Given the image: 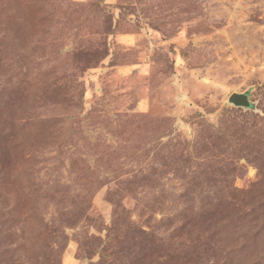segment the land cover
Here are the masks:
<instances>
[{
    "label": "rangeland",
    "instance_id": "1",
    "mask_svg": "<svg viewBox=\"0 0 264 264\" xmlns=\"http://www.w3.org/2000/svg\"><path fill=\"white\" fill-rule=\"evenodd\" d=\"M0 264H264V0H0Z\"/></svg>",
    "mask_w": 264,
    "mask_h": 264
},
{
    "label": "water",
    "instance_id": "2",
    "mask_svg": "<svg viewBox=\"0 0 264 264\" xmlns=\"http://www.w3.org/2000/svg\"><path fill=\"white\" fill-rule=\"evenodd\" d=\"M229 105L239 108H252L254 107V103L251 102L249 92L239 93L234 92L228 98Z\"/></svg>",
    "mask_w": 264,
    "mask_h": 264
}]
</instances>
